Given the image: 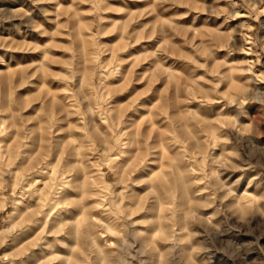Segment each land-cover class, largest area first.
<instances>
[{
  "label": "rangeland",
  "instance_id": "obj_1",
  "mask_svg": "<svg viewBox=\"0 0 264 264\" xmlns=\"http://www.w3.org/2000/svg\"><path fill=\"white\" fill-rule=\"evenodd\" d=\"M0 264H264V0H0Z\"/></svg>",
  "mask_w": 264,
  "mask_h": 264
}]
</instances>
